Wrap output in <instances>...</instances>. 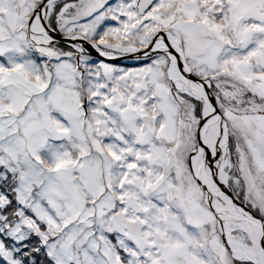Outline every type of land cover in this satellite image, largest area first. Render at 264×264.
<instances>
[{
    "label": "snow or ice",
    "instance_id": "snow-or-ice-1",
    "mask_svg": "<svg viewBox=\"0 0 264 264\" xmlns=\"http://www.w3.org/2000/svg\"><path fill=\"white\" fill-rule=\"evenodd\" d=\"M0 264H264V0H0Z\"/></svg>",
    "mask_w": 264,
    "mask_h": 264
}]
</instances>
